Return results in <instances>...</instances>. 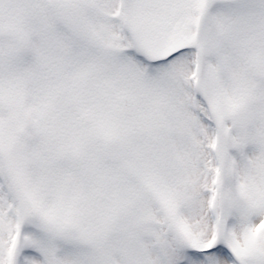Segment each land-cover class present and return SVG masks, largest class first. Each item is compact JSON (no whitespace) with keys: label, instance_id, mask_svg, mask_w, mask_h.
<instances>
[{"label":"snow or ice","instance_id":"6c2138e0","mask_svg":"<svg viewBox=\"0 0 264 264\" xmlns=\"http://www.w3.org/2000/svg\"><path fill=\"white\" fill-rule=\"evenodd\" d=\"M0 264H264V0H0Z\"/></svg>","mask_w":264,"mask_h":264}]
</instances>
